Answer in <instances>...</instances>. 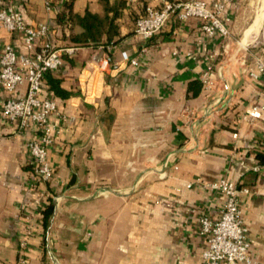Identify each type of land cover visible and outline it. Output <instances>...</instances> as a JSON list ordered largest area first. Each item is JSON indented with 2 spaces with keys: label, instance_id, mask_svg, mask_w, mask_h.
Masks as SVG:
<instances>
[{
  "label": "crops",
  "instance_id": "1",
  "mask_svg": "<svg viewBox=\"0 0 264 264\" xmlns=\"http://www.w3.org/2000/svg\"><path fill=\"white\" fill-rule=\"evenodd\" d=\"M121 1L115 42L79 47L68 46L58 15L69 2L76 14L104 15L100 0H0V11L12 6L27 25H48L56 48L78 47L51 73L67 96L43 83L59 109L50 182L35 176L28 149L38 127L21 130L1 115L27 86L0 89V264H204L200 219L218 220L225 205L205 183L222 179L249 190L240 195L244 225L255 264H264V74L248 71L264 59L263 1L204 0L225 5L227 39L173 15L150 40L135 33L136 21L166 0ZM6 45L29 53L22 33L2 28L0 55Z\"/></svg>",
  "mask_w": 264,
  "mask_h": 264
},
{
  "label": "built area",
  "instance_id": "2",
  "mask_svg": "<svg viewBox=\"0 0 264 264\" xmlns=\"http://www.w3.org/2000/svg\"><path fill=\"white\" fill-rule=\"evenodd\" d=\"M224 11L223 3L210 6L204 0H166L159 9L150 6L146 8L145 14L136 21L135 33L144 40H150L163 31L170 17L176 15L183 21L200 19L205 33L227 39L231 36L230 19L223 16ZM2 28L12 33H22L29 53L19 54L12 45H6L0 55V89L14 93L20 86H27L25 95L11 97L2 103L1 115L4 119L17 123L21 130L32 125L38 127V138L29 143L28 149L35 176L39 181L50 182L54 178V168L49 152L54 143L55 131L51 115L59 114V109L54 99L43 96V83L48 72L61 69L62 55H73L78 47L56 48L49 39L48 25H27L22 13L12 6L0 11V29ZM238 44L242 50H249V44ZM121 56L124 62L138 64L136 59H130L127 51H123ZM110 67L111 63L106 58L98 65V70L103 73ZM248 71L255 78L264 74V59L258 57L255 66L249 67ZM202 82L208 93L215 84L209 72L202 76ZM262 146L264 148V138ZM205 185L210 190L223 194L225 205L218 220L212 221L206 216L200 219L201 234L207 244L202 255L203 263L255 264L240 204V195L249 190L225 179L207 182ZM37 204L41 206L39 201ZM20 264H27L26 259H22Z\"/></svg>",
  "mask_w": 264,
  "mask_h": 264
},
{
  "label": "trees",
  "instance_id": "3",
  "mask_svg": "<svg viewBox=\"0 0 264 264\" xmlns=\"http://www.w3.org/2000/svg\"><path fill=\"white\" fill-rule=\"evenodd\" d=\"M100 1L105 6L104 15L91 13L89 11L84 15L76 14L73 12L71 2L66 5L67 10L58 15V20L63 28L69 27L71 30L69 35H64V39L68 41V46L106 47L115 42L116 36L120 34L116 20L121 13L119 11L120 9L117 8L123 7L125 2L120 0L117 4L111 5L110 0ZM110 12H114L113 16H110ZM68 56L65 54L62 55L63 66ZM51 73L52 72H48L45 75L44 81L55 95L66 97L67 93L59 86V81L51 77ZM262 162H264V159ZM52 211L53 207L50 206L44 211L45 217L48 218L52 214Z\"/></svg>",
  "mask_w": 264,
  "mask_h": 264
},
{
  "label": "bare ground",
  "instance_id": "4",
  "mask_svg": "<svg viewBox=\"0 0 264 264\" xmlns=\"http://www.w3.org/2000/svg\"><path fill=\"white\" fill-rule=\"evenodd\" d=\"M263 1V3H262V12H261V10H260V14H259V17H258V21H261L263 18H264V0H262ZM258 23V22H257ZM254 26V25H253ZM256 27V26H255ZM260 30V29H259Z\"/></svg>",
  "mask_w": 264,
  "mask_h": 264
}]
</instances>
